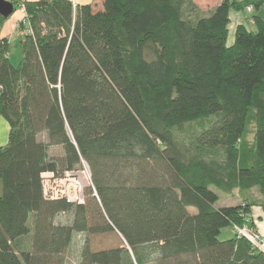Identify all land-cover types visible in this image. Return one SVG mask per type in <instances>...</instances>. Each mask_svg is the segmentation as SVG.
<instances>
[{"label":"trees","instance_id":"16d2710c","mask_svg":"<svg viewBox=\"0 0 264 264\" xmlns=\"http://www.w3.org/2000/svg\"><path fill=\"white\" fill-rule=\"evenodd\" d=\"M21 2L18 63L0 34V264H65L79 233L77 264H264L234 232L264 212V18L227 43L231 11L260 2L208 15L192 0ZM84 162V202L45 197L44 172ZM212 186L248 194L218 204ZM113 232L117 245L92 247Z\"/></svg>","mask_w":264,"mask_h":264},{"label":"rangeland","instance_id":"374dc122","mask_svg":"<svg viewBox=\"0 0 264 264\" xmlns=\"http://www.w3.org/2000/svg\"><path fill=\"white\" fill-rule=\"evenodd\" d=\"M102 1L103 0H94L93 4L92 3L91 4L93 5L95 9H98V8H101ZM192 1L196 4L198 11L202 15H208L210 13V9H212L214 5L217 3L215 2L217 0H212V1L211 0H192ZM240 22L247 24V27L250 29L256 28L255 24L253 23L251 11H247L246 9L241 10V11H231L230 22L228 26L229 27V33H228V39H227L228 44L233 43L235 28H236V25ZM9 42H10L9 57H10L11 62L16 64L21 59V50L19 46V35H17L16 32L13 33ZM198 128H199L198 123L189 124L186 129L187 131H185L183 135H185L186 137H191V134H193L196 130H198ZM60 153H61L60 147L55 146L51 149L52 155H59ZM80 169H82L83 172L84 171L87 172V169L89 170L85 162L83 163V167ZM90 184H91V181H90ZM87 187L88 186H86V188ZM212 188L219 194L218 204H229V203L234 204L236 203L237 200L242 199V197L245 195L243 193H240L238 190H233L232 192H226V191L216 188L215 186H212ZM249 195L257 197L258 194L254 191L252 193H249ZM191 209L195 210L194 208H191ZM67 218H68V214L62 213L60 216H58L57 221L65 222L67 221ZM248 226H249L248 228L251 227L259 232L256 226H250V225ZM232 232H233L232 227L226 226L222 229L220 238L221 239L229 238L233 234ZM261 234H264V233H261ZM82 242H83V235L79 233L74 237L71 247L68 248V250L65 252V258H66L65 264H77ZM119 242H120V235L116 232L94 234L90 237V243L94 249L115 246Z\"/></svg>","mask_w":264,"mask_h":264},{"label":"built area","instance_id":"2783aa9c","mask_svg":"<svg viewBox=\"0 0 264 264\" xmlns=\"http://www.w3.org/2000/svg\"><path fill=\"white\" fill-rule=\"evenodd\" d=\"M11 2L21 0H8ZM15 4V3H14ZM20 6L24 8L23 3ZM248 10H252L253 6L247 7ZM26 21V14L24 17ZM23 33V32H21ZM43 192L47 198H65L69 202L82 203L85 200V188L90 185L91 174L87 169V172H83L82 169L69 170L63 175H55L52 172H44L42 174ZM247 224L234 225V232L238 236L246 237L258 250L264 253V234L259 233L253 228H248Z\"/></svg>","mask_w":264,"mask_h":264},{"label":"crops","instance_id":"0c3cea01","mask_svg":"<svg viewBox=\"0 0 264 264\" xmlns=\"http://www.w3.org/2000/svg\"><path fill=\"white\" fill-rule=\"evenodd\" d=\"M73 1L75 3H92V4L94 2V0H73ZM220 1L221 0L215 1V2H217L215 5H217ZM258 1L260 3L258 6L255 7L252 14H254V12L256 10L255 13L259 14L261 17L264 18V0H258ZM25 14H26L25 9L23 7H21L20 5L15 6L14 12L0 26V34L3 36H7L9 41H10L12 34L15 32L17 35H19V38H20V36H21L20 24L22 22H25L24 21ZM240 23H243V22H240ZM253 23H254V21H253ZM245 25L247 26V24H245ZM8 132H9V124H8L7 120L0 115V145L4 144L7 141ZM247 194H245V195H247ZM241 200L242 199L237 200L236 203H238ZM236 203H234V204H236ZM229 204H231V203H229ZM250 216H251L252 220L254 221V225L259 230V232L264 233V212L261 210V208L257 205L253 206Z\"/></svg>","mask_w":264,"mask_h":264},{"label":"water","instance_id":"95a60500","mask_svg":"<svg viewBox=\"0 0 264 264\" xmlns=\"http://www.w3.org/2000/svg\"><path fill=\"white\" fill-rule=\"evenodd\" d=\"M15 9V4L8 0H0V15L4 17L10 16Z\"/></svg>","mask_w":264,"mask_h":264}]
</instances>
